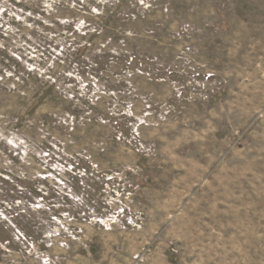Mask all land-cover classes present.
Listing matches in <instances>:
<instances>
[{
    "label": "rangeland",
    "instance_id": "obj_1",
    "mask_svg": "<svg viewBox=\"0 0 264 264\" xmlns=\"http://www.w3.org/2000/svg\"><path fill=\"white\" fill-rule=\"evenodd\" d=\"M137 232L264 264V0H0V264Z\"/></svg>",
    "mask_w": 264,
    "mask_h": 264
},
{
    "label": "crops",
    "instance_id": "obj_2",
    "mask_svg": "<svg viewBox=\"0 0 264 264\" xmlns=\"http://www.w3.org/2000/svg\"><path fill=\"white\" fill-rule=\"evenodd\" d=\"M92 243L83 249L68 252L67 264H133L137 255L147 248L152 241L148 233H93ZM169 264L168 256L161 250L154 249L146 263Z\"/></svg>",
    "mask_w": 264,
    "mask_h": 264
}]
</instances>
